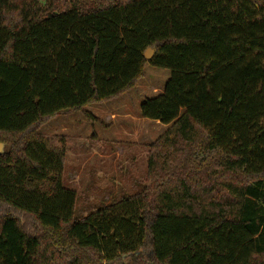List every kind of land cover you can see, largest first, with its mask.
Segmentation results:
<instances>
[{"label": "trees", "instance_id": "obj_1", "mask_svg": "<svg viewBox=\"0 0 264 264\" xmlns=\"http://www.w3.org/2000/svg\"><path fill=\"white\" fill-rule=\"evenodd\" d=\"M148 63L141 189L77 218L40 129ZM0 142V264H264V0H0Z\"/></svg>", "mask_w": 264, "mask_h": 264}, {"label": "rangeland", "instance_id": "obj_2", "mask_svg": "<svg viewBox=\"0 0 264 264\" xmlns=\"http://www.w3.org/2000/svg\"><path fill=\"white\" fill-rule=\"evenodd\" d=\"M170 75L171 70L148 63L132 90L65 112L41 127V133L58 136L56 144L66 148L64 185L77 191V218L141 189L149 148L169 127L143 117L141 104L163 93Z\"/></svg>", "mask_w": 264, "mask_h": 264}, {"label": "water", "instance_id": "obj_3", "mask_svg": "<svg viewBox=\"0 0 264 264\" xmlns=\"http://www.w3.org/2000/svg\"><path fill=\"white\" fill-rule=\"evenodd\" d=\"M155 53V49L154 48H148L145 52V57L146 59H151L153 57ZM4 151V144L2 142H0V153H2Z\"/></svg>", "mask_w": 264, "mask_h": 264}, {"label": "crops", "instance_id": "obj_4", "mask_svg": "<svg viewBox=\"0 0 264 264\" xmlns=\"http://www.w3.org/2000/svg\"><path fill=\"white\" fill-rule=\"evenodd\" d=\"M147 119V118H146ZM158 121V120H157Z\"/></svg>", "mask_w": 264, "mask_h": 264}]
</instances>
